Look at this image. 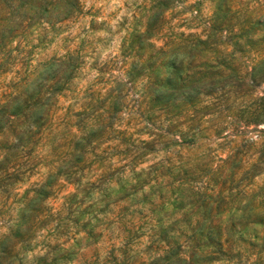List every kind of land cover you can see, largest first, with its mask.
Here are the masks:
<instances>
[{
  "label": "clouds",
  "instance_id": "obj_1",
  "mask_svg": "<svg viewBox=\"0 0 264 264\" xmlns=\"http://www.w3.org/2000/svg\"><path fill=\"white\" fill-rule=\"evenodd\" d=\"M0 264H264V0H0Z\"/></svg>",
  "mask_w": 264,
  "mask_h": 264
}]
</instances>
